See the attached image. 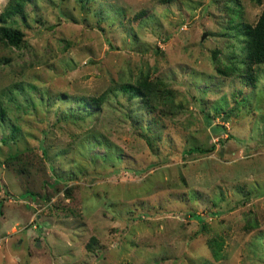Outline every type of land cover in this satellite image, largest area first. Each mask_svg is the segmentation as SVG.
Listing matches in <instances>:
<instances>
[{
    "label": "rangeland",
    "instance_id": "1",
    "mask_svg": "<svg viewBox=\"0 0 264 264\" xmlns=\"http://www.w3.org/2000/svg\"><path fill=\"white\" fill-rule=\"evenodd\" d=\"M263 9L25 0L24 43L0 36V264H264V66L217 71ZM140 77L166 108L120 90Z\"/></svg>",
    "mask_w": 264,
    "mask_h": 264
},
{
    "label": "trees",
    "instance_id": "2",
    "mask_svg": "<svg viewBox=\"0 0 264 264\" xmlns=\"http://www.w3.org/2000/svg\"><path fill=\"white\" fill-rule=\"evenodd\" d=\"M92 1V0H88ZM94 1V0H93ZM25 4V0H17L10 4L8 10L5 11L3 20L6 24L0 25V36L3 42H6L13 46L21 47L22 43H24V34L23 31L15 26V20L11 23V20L16 14H19L23 11ZM236 16L241 17L238 12L234 13ZM236 30L240 37L242 34L244 35V59L243 64L238 65L237 63H233L232 65L228 64V66L219 68L217 67V71L220 74L226 75H235L240 76L239 70L241 73H246L248 79L254 83L257 75L264 66V9L255 24L247 23V22H240L237 23L235 26ZM153 85L157 86L156 83L150 82L147 77H143L136 82V83H127L123 84L120 87V90L133 98H141L147 104H154L155 102H163L164 104V93L160 89V91H154ZM94 103L100 105L101 98H92ZM82 105L87 108L93 102L90 100L81 101ZM8 110L5 106L2 99H0V120L5 121L7 119ZM86 113V115H88ZM150 142V141H149ZM91 243H96V239L92 238ZM90 244V243H89Z\"/></svg>",
    "mask_w": 264,
    "mask_h": 264
},
{
    "label": "water",
    "instance_id": "3",
    "mask_svg": "<svg viewBox=\"0 0 264 264\" xmlns=\"http://www.w3.org/2000/svg\"><path fill=\"white\" fill-rule=\"evenodd\" d=\"M205 37V36H204Z\"/></svg>",
    "mask_w": 264,
    "mask_h": 264
}]
</instances>
